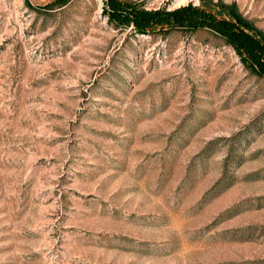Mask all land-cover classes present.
<instances>
[{"label":"rangeland","instance_id":"obj_1","mask_svg":"<svg viewBox=\"0 0 264 264\" xmlns=\"http://www.w3.org/2000/svg\"><path fill=\"white\" fill-rule=\"evenodd\" d=\"M51 1L0 0V264H264V76ZM219 1L264 32V0Z\"/></svg>","mask_w":264,"mask_h":264},{"label":"trees","instance_id":"obj_2","mask_svg":"<svg viewBox=\"0 0 264 264\" xmlns=\"http://www.w3.org/2000/svg\"><path fill=\"white\" fill-rule=\"evenodd\" d=\"M52 0L47 6L66 4ZM109 22L120 27L133 26L140 34L167 35L174 29L209 30L232 46L248 69L264 76V32L239 13L235 3L200 0L174 9H146L128 0H105ZM52 8V7H50Z\"/></svg>","mask_w":264,"mask_h":264}]
</instances>
